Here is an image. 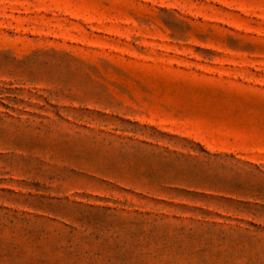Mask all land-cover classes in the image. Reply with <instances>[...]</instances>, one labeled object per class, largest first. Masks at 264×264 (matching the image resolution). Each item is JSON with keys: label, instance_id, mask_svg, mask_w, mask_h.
<instances>
[{"label": "rangeland", "instance_id": "rangeland-1", "mask_svg": "<svg viewBox=\"0 0 264 264\" xmlns=\"http://www.w3.org/2000/svg\"><path fill=\"white\" fill-rule=\"evenodd\" d=\"M0 264H264V0H0Z\"/></svg>", "mask_w": 264, "mask_h": 264}]
</instances>
